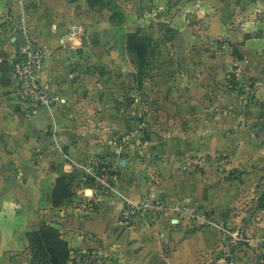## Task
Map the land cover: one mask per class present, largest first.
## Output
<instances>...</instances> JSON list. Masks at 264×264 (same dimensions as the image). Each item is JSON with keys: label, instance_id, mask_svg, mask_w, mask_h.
<instances>
[{"label": "crops", "instance_id": "1", "mask_svg": "<svg viewBox=\"0 0 264 264\" xmlns=\"http://www.w3.org/2000/svg\"><path fill=\"white\" fill-rule=\"evenodd\" d=\"M125 1L129 12L118 26L107 15H99L100 22L94 15L80 16L87 19L84 45L72 31V26L80 25L77 3L25 0L31 32L46 54L41 79L66 103L56 109V132L47 111L32 115L23 103L12 70L17 43L0 34V264H22L14 255L26 250V234L38 223L56 228L71 249L116 253L124 264H254V247L247 254L240 250L231 254L222 231L227 225H243L246 232L264 236V210H257L264 193L256 194L257 185L264 183V140L239 127L240 113L212 115L207 108L213 101L219 108L233 104L231 91L222 92L219 99L211 97L213 88L216 93V87L228 84L224 70L245 66L251 57L252 74L260 77L264 0ZM18 2L0 0V26L18 11ZM137 32L161 36L163 53L168 54L171 46L172 56L161 62L156 80L157 93L162 91L168 102L177 103L175 122L166 129L171 138L151 139L116 107L119 96L103 97L98 90L91 95L92 109L81 111L93 120L81 124L79 119V71L84 74L92 65L100 72L125 69L126 63L117 60L126 53L120 43ZM172 34L178 37L176 43ZM190 69L200 72L197 78L176 72ZM252 130L263 129L253 125ZM118 136L125 149L115 141ZM219 150L230 153L225 164H218ZM116 153L122 156L115 181L120 195L95 190L82 174L79 203L74 193L71 200L53 207L51 196L59 176L81 172L91 156L109 161ZM197 156H208L202 167L183 168L187 158L195 161ZM235 171L242 173L231 176ZM145 195L169 206L205 208L211 224L167 212L156 218L138 217L124 227L119 219L124 198L138 201ZM255 197L260 219L255 215L245 219L243 202Z\"/></svg>", "mask_w": 264, "mask_h": 264}, {"label": "rangeland", "instance_id": "2", "mask_svg": "<svg viewBox=\"0 0 264 264\" xmlns=\"http://www.w3.org/2000/svg\"><path fill=\"white\" fill-rule=\"evenodd\" d=\"M67 1H69L70 3H77L79 5L77 7L79 12V19H77V21L83 28L85 26L84 21L87 19L83 17V20V18H80V16H87L91 18V15H94L95 21L100 22L99 15L102 17H104V15H107L112 21L111 24L113 26H118L122 22L123 16L127 12H129V7L125 4V0ZM133 11H135V9ZM93 26H95V23L93 24ZM84 31L85 30H83L82 34L79 36L80 38H82V43L86 45L88 42V34H86V32ZM171 36L174 37L173 39L176 43V41H178V37L173 34ZM159 37L160 38H157L154 35L153 37H149L153 42L152 49L154 51V55L150 58L151 66L148 68L145 74L143 88L141 89H138V86L135 83V75L137 73V69L134 64V59L132 55L126 50V36L120 43L122 49L126 50V53L119 55V58L117 59L120 62L126 63L125 69H120L119 71H117V69L113 70L109 68L107 70H104L103 72H100L94 65H92L86 70V73L84 74L79 71V85H81L79 88V114H81L79 115V119L82 120L81 124L83 122L91 123L90 121L93 120L90 117L86 118L81 111L87 107H89V110L92 109L93 104L91 103V101L95 96L91 97V95H97L98 93L96 92V90H98L99 93L104 94L103 97L109 94H116L117 96H119L120 102L119 99L116 100V107H121V109L125 110L126 120L132 121L134 127L136 128L142 127V131L148 132V137H150L151 139L156 140L164 136L167 138L173 137L172 134H168L166 129L171 128L175 122L173 119V115L174 107L177 105V103L173 104V102H168L165 96H162V91H158L157 93L156 86V80L160 76L161 62H166L167 57L172 56L170 50L171 46H167L169 47L170 51L168 52V54H166L165 52L163 53V38L161 36ZM163 47H166V45H164ZM260 58L262 61L261 69L259 71L260 77L252 74V62L255 59L251 57L247 59L248 62L245 64V66H231L228 71L224 70L223 73H226L228 84H222L216 87V93L213 88V94L211 95V97L213 100L219 99V96L223 95L222 92H224V95H226L229 91H231L232 93H235V96H232L230 98L231 101H233V104L231 105V102L229 101L228 103L224 104L222 108H219V105L217 103L214 104L213 101L211 108H207V110L212 115L221 113L222 115L229 116L233 115L234 113H240L243 118L241 119V124L239 125V127L243 126L246 133H250L252 137L259 136L261 139L264 140V54H261ZM93 59L95 62L97 61L95 55L93 56ZM128 63H130V65ZM176 72L179 75H186L188 73L192 78H197L198 74L200 73L198 70L193 69H190L189 71L178 70ZM114 79H117L115 80L117 84L114 83V85H112L111 82ZM83 86L85 87L83 88ZM218 109L221 110H219V112H215L216 110L218 111ZM257 114H261V116L258 117ZM196 120L198 119L196 118ZM234 123L235 125H238L239 119L235 118ZM185 125H187V123H185ZM253 125H256L258 129L263 130L253 131ZM160 127L164 128V130L166 131V135L162 132ZM92 132H90L89 136L92 134ZM182 137L187 136L183 135ZM119 138L120 136H118V138H115V141L118 143L119 146H121V148H123V146L126 145L122 142L120 143ZM248 140V138H244L245 144H248ZM144 142L145 139H142V143ZM229 154L230 153L226 150L217 151L215 157L218 160V164H225L228 160ZM117 156L118 155L116 153L114 159L108 161L112 165L111 169L114 183L115 181H117L116 175H118V170L121 166L120 157L122 156L121 154H119V158ZM196 158L197 159L195 161L187 158L188 162L182 163L183 168H187V165H192L195 169H197L198 167H202V164L205 163L204 159L207 160L208 156H197ZM241 173L242 172L235 171L234 173L232 172L231 176H236L237 174ZM82 174V171L78 172L77 170H75L69 175L73 178V190L76 199H78V203L80 197L79 190L81 188L80 180L83 181ZM87 183L90 185L89 182ZM262 192L264 193V183L258 184L256 188L257 195L262 194ZM82 195L84 197L85 194L83 193ZM256 197L247 199L245 202H243L242 207L246 209L244 211V213L246 214L245 219H247L249 216L253 217L254 215L257 216L256 218L260 219V216L257 215L258 212H256V209L254 208V201L256 200ZM198 209L205 211V208ZM225 213L227 212L225 211L221 213L222 218H224ZM205 214L209 216V211L206 210ZM256 221L258 222V220ZM39 225L47 224L38 223L36 227ZM225 228V231H229L232 234H238V236H241L243 238L241 242H235L231 236L222 231V233L227 235V238L225 237L224 241L229 247L228 252L232 254L237 250H240L243 253L246 251L245 253L247 254L248 250H253L254 247V264H264L261 263V260L264 261V236H255L252 233L246 232L243 225H227ZM259 240L261 241L259 242ZM243 248L246 249L244 250ZM93 252L100 253V250L96 248L94 250L86 251V253L89 255H92ZM83 253L85 252H80L79 249L72 248L69 264H79V258L82 256ZM115 254L107 255L108 259H111L114 264H124L122 258H120L118 254ZM14 256L21 258L23 260L22 264H33L31 261V256L29 254L28 247L25 251H17Z\"/></svg>", "mask_w": 264, "mask_h": 264}, {"label": "built area", "instance_id": "3", "mask_svg": "<svg viewBox=\"0 0 264 264\" xmlns=\"http://www.w3.org/2000/svg\"><path fill=\"white\" fill-rule=\"evenodd\" d=\"M83 30L81 25L72 26V31L75 34L81 35ZM3 33L8 34L17 43L18 48L13 59L12 70L18 82L23 103L32 115L41 110L47 111L56 132L58 129L56 109L58 106L64 105L65 100L57 95L49 82L41 79L46 54L31 32L30 17L25 0H19L18 11L9 15L0 26V34ZM111 168V163L98 156H91L80 167L86 179L93 181L95 190L106 194L120 195L114 183ZM167 212L188 217L193 222L201 225L211 224L203 210H193L180 205L169 206L149 195L141 197L138 201L124 198V205L121 208L119 219L124 227H130L138 217L156 218ZM223 231L231 236L235 242H241L243 239L238 234ZM261 263H264V261L261 260ZM79 264H114V262L108 259L107 255H101L98 252L89 255L85 252L79 258Z\"/></svg>", "mask_w": 264, "mask_h": 264}, {"label": "trees", "instance_id": "4", "mask_svg": "<svg viewBox=\"0 0 264 264\" xmlns=\"http://www.w3.org/2000/svg\"><path fill=\"white\" fill-rule=\"evenodd\" d=\"M152 40L139 32L126 35V50L132 55L137 69L135 83L143 88V81L150 58L154 55ZM90 185L93 181L87 179ZM74 197L73 178L59 176L54 184L51 196L53 207H60ZM257 210H264V194L259 198ZM28 249L33 264H69L71 248L61 233L49 225H40L26 234Z\"/></svg>", "mask_w": 264, "mask_h": 264}, {"label": "water", "instance_id": "5", "mask_svg": "<svg viewBox=\"0 0 264 264\" xmlns=\"http://www.w3.org/2000/svg\"><path fill=\"white\" fill-rule=\"evenodd\" d=\"M20 39V38H19Z\"/></svg>", "mask_w": 264, "mask_h": 264}]
</instances>
